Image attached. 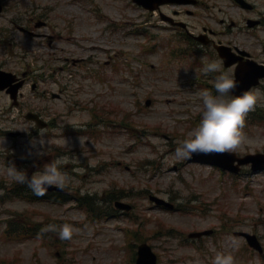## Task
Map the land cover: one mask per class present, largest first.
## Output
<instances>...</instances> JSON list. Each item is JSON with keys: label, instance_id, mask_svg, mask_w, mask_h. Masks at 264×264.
I'll use <instances>...</instances> for the list:
<instances>
[{"label": "rangeland", "instance_id": "obj_1", "mask_svg": "<svg viewBox=\"0 0 264 264\" xmlns=\"http://www.w3.org/2000/svg\"><path fill=\"white\" fill-rule=\"evenodd\" d=\"M2 1L0 29L6 33L0 36V67L18 75L29 71L32 77L20 105H13L10 97L0 93V135L6 138V160L25 169L24 157L29 156L35 128H30V134L19 128L35 126L25 118L29 111L42 113L45 119L49 114L60 116L65 127L62 133L56 131V137L50 138L47 132L45 138L51 148L56 145L75 154L86 169L67 186H80L81 196L95 197L104 210L107 205L98 199L109 200L110 193H124L125 200L135 206L131 216H99L93 222L102 210L90 211L84 203L82 208L73 202L58 207L36 206L22 199L8 201L22 187L0 176L2 261L18 256L22 264H132L127 248L131 236L152 244L161 256L160 264H187L197 256L203 264H211L217 251H231L236 264H264V254L261 257L252 251L243 238L239 247H229L235 231L258 234L264 246V173L234 178L174 156L178 142L198 124L203 111L200 96L193 93L204 89L201 82L213 88L210 77L200 80V68L193 67L195 56L171 55L173 48H186L188 43L176 42L172 32L154 28L157 16L132 0ZM201 1L202 6L189 8L194 15L183 13L184 21L198 32L204 27L212 29L217 40L259 53L264 42V0H250L256 5L251 12L233 0ZM31 18L49 21V28L36 30L41 37L32 39L18 29ZM248 19H262L263 25L250 28ZM149 25L152 39L145 35ZM49 36L54 37L53 46ZM169 41L176 43L168 46ZM66 57L83 60L74 65ZM33 82L39 84L36 91ZM61 86L67 87L63 98L52 99L50 92L60 91ZM148 99L152 100L150 107L146 106ZM91 123L93 130L87 127L88 134L76 133ZM9 130L27 137L14 141L4 135ZM243 131L244 140L235 152H264V124L247 128L245 123ZM31 157L35 163L42 156L33 149ZM67 170L72 172V168ZM151 194L182 209L156 207L149 199ZM13 219L26 224L30 232L46 219L57 225L68 222L80 230L71 240H61L55 232L49 231L47 237L41 232L48 239L46 246L32 236L15 242L12 230L7 241L3 233ZM206 229L217 233L195 244L185 242L189 233Z\"/></svg>", "mask_w": 264, "mask_h": 264}, {"label": "clouds", "instance_id": "obj_2", "mask_svg": "<svg viewBox=\"0 0 264 264\" xmlns=\"http://www.w3.org/2000/svg\"><path fill=\"white\" fill-rule=\"evenodd\" d=\"M200 72L211 77L210 83L213 88L200 89L198 94L201 98L203 111L198 124L189 132L188 136L178 142L174 149L176 158L190 159L193 154L203 153H226L235 151L244 140V126L248 114L258 107L264 108V87L259 85L240 91L236 90L239 81L236 78V70L232 66L225 67L222 57L202 56ZM187 71L189 68H183ZM30 128H19L30 134ZM63 126L57 129L62 133ZM39 139L32 138L28 155H49L51 143L45 138V128L39 129ZM80 139V138H79ZM6 138L0 135V176L6 178L9 183L26 185L36 196L45 195L50 187L65 189L75 177L71 176L65 167L73 165L72 172L83 174L86 169L81 166L80 159L75 154L62 153L56 155L50 162L38 167L31 176L26 169H18L17 166L6 160ZM63 144L67 141L63 138ZM68 147V146H67ZM80 229L68 222L62 224L48 223L41 228V232H55L61 240H71L75 232ZM240 238L232 235L229 238V247H239ZM187 264H203L197 256L190 259ZM211 264H236V258L231 251H217L211 257Z\"/></svg>", "mask_w": 264, "mask_h": 264}, {"label": "water", "instance_id": "obj_3", "mask_svg": "<svg viewBox=\"0 0 264 264\" xmlns=\"http://www.w3.org/2000/svg\"><path fill=\"white\" fill-rule=\"evenodd\" d=\"M140 4L148 7V8H155V6L162 2V0H136ZM262 67H256L253 64H250L248 67H243L238 71V81L239 86L243 87L245 89H249L252 86L256 85L258 83L259 78L264 76ZM203 159L208 160L209 162L219 164L223 167L233 169L232 165L235 161L234 157L232 155L228 154H221V153H210V154H204L202 156ZM228 163V164H227ZM148 248L142 247L141 252L144 251V254H148ZM152 255V254H151ZM152 262H155L154 256H150ZM147 262V261H146ZM153 264V263H152Z\"/></svg>", "mask_w": 264, "mask_h": 264}]
</instances>
